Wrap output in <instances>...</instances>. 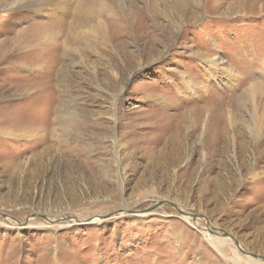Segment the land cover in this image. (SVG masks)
I'll use <instances>...</instances> for the list:
<instances>
[{"label": "rangeland", "instance_id": "rangeland-1", "mask_svg": "<svg viewBox=\"0 0 264 264\" xmlns=\"http://www.w3.org/2000/svg\"><path fill=\"white\" fill-rule=\"evenodd\" d=\"M72 1L0 0V264H264V0Z\"/></svg>", "mask_w": 264, "mask_h": 264}, {"label": "bare ground", "instance_id": "bare-ground-1", "mask_svg": "<svg viewBox=\"0 0 264 264\" xmlns=\"http://www.w3.org/2000/svg\"><path fill=\"white\" fill-rule=\"evenodd\" d=\"M11 2H13L14 4H18V3H22V5L24 6V7H28V9L30 10V11H33V12H35L36 13V16H39V15H42L43 13H44V11H47L48 13H50V14H52L53 13V11L55 12V11H57V13H56V15H57V19H60V18H62L64 15H66V14H68V13H70V12H72V11H74L73 9H75V19H79V18H81L80 16L81 15H83L84 13H83V11H82V8L83 7H80V5L81 4H77L78 3V1H76L75 3H74V5L72 4V0H63L64 2H63V4H62V6L59 8V2H61L62 0H10ZM71 1V2H70ZM68 8H69V10H68ZM56 19V20H57ZM46 28V27H45ZM47 29H48V27H47ZM50 29H51V27H50ZM51 31V30H50ZM44 32V31H43ZM46 34V33H45ZM52 34V33H51ZM50 35V34H49ZM47 36V37H44V39L45 38H47V41H50L52 38H53V36ZM38 37H40V36H38ZM41 37H43V36H41ZM55 37V36H54ZM46 41V40H45ZM39 47V46H38ZM210 66H209V71H208V76L209 77H212L213 79H215L216 77H217V72L216 71H218V65H219V62H217V61H214V63H212V64H209ZM228 72V71H227ZM207 76V77H208ZM219 76V75H218ZM229 76V78H230V75H228ZM233 77V76H232ZM217 79V78H216ZM183 83H184V87L189 91V88H188V81H184L183 80ZM255 88H256V86L254 85V87H253V90H252V93L254 94V93H256V92H254V90H255ZM28 89H31V87L30 88H28ZM4 118V117H3ZM1 119V118H0ZM2 120V119H1ZM7 122V121H6ZM8 130L7 129H2V131L1 132H7ZM10 131V130H9ZM12 132V131H11ZM2 134H4V133H2ZM8 134V133H7ZM17 134H19V135H21V137H23V138H25L26 136H29V137H31L30 135H27V134H25V132H21V133H17ZM16 134V135H17ZM10 135V134H9ZM12 135H13V133H12ZM32 137H36V135H32ZM256 177H257V173L256 174H254V176H253V179H256ZM187 218V217H186ZM190 220V219H189ZM194 220V219H193ZM209 233H205L204 234V236H205V238L207 239V240H209L210 241V243L214 246V247H216V248H218V250H219V247H221V245H223L224 243H226V237H221V236H219L218 234H209ZM241 245V244H240ZM252 260V259H251ZM252 261H254L255 263H258V264H261V262L260 261H257V260H252Z\"/></svg>", "mask_w": 264, "mask_h": 264}]
</instances>
